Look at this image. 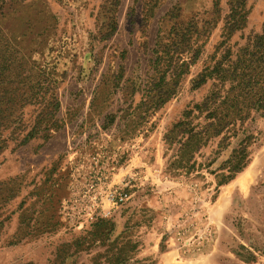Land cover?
Masks as SVG:
<instances>
[{
  "label": "rangeland",
  "instance_id": "rangeland-1",
  "mask_svg": "<svg viewBox=\"0 0 264 264\" xmlns=\"http://www.w3.org/2000/svg\"><path fill=\"white\" fill-rule=\"evenodd\" d=\"M235 4L0 0V264H264V117L222 187L244 135L187 143L206 124L185 117L212 87L198 77L264 31V0H245L243 28L223 35ZM192 22L197 61L155 54Z\"/></svg>",
  "mask_w": 264,
  "mask_h": 264
},
{
  "label": "trees",
  "instance_id": "trees-1",
  "mask_svg": "<svg viewBox=\"0 0 264 264\" xmlns=\"http://www.w3.org/2000/svg\"><path fill=\"white\" fill-rule=\"evenodd\" d=\"M235 2L232 13L223 26V35L227 37L243 28L245 0H235ZM202 29L204 28H200L196 22L188 25L172 24L165 37L158 36L155 54H162L169 60L170 65L176 66L178 60H173L174 55L186 54L184 56H189L190 62H183L181 66L193 64L201 53V48H195V46L200 38L206 36V30L202 31ZM208 82L212 83V87L205 101L185 114L187 119L194 113L200 116L205 114L206 124L199 132L191 128L187 143L196 145L222 136L220 147L225 149L229 146L228 140L244 135L225 162L223 169L225 174L218 182V186L222 187L243 172L250 162V147L255 143L256 138L245 134L242 129L253 114L264 117V31L260 35L249 38L248 47L236 54L235 60L222 55L214 60V65L206 68L198 77L194 88L198 89ZM184 126L187 125L181 122L172 132L186 133L187 128ZM97 226L107 231L108 226L111 230L112 224L110 221L99 219ZM131 247L134 248V246ZM124 254L122 250L119 251L116 257L118 263L122 262L121 257Z\"/></svg>",
  "mask_w": 264,
  "mask_h": 264
},
{
  "label": "built area",
  "instance_id": "built-area-1",
  "mask_svg": "<svg viewBox=\"0 0 264 264\" xmlns=\"http://www.w3.org/2000/svg\"><path fill=\"white\" fill-rule=\"evenodd\" d=\"M126 200V196H120L117 203H123Z\"/></svg>",
  "mask_w": 264,
  "mask_h": 264
}]
</instances>
